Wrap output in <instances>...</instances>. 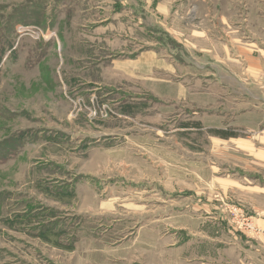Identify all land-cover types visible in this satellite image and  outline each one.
Wrapping results in <instances>:
<instances>
[{
    "label": "rangeland",
    "instance_id": "1",
    "mask_svg": "<svg viewBox=\"0 0 264 264\" xmlns=\"http://www.w3.org/2000/svg\"><path fill=\"white\" fill-rule=\"evenodd\" d=\"M204 30L264 41V0H0V264H239L264 240V154L234 141L264 90L220 81Z\"/></svg>",
    "mask_w": 264,
    "mask_h": 264
},
{
    "label": "crops",
    "instance_id": "2",
    "mask_svg": "<svg viewBox=\"0 0 264 264\" xmlns=\"http://www.w3.org/2000/svg\"><path fill=\"white\" fill-rule=\"evenodd\" d=\"M205 35L206 31L204 30L202 37L198 35V39H201L203 44L207 43L209 46L210 39L214 38L209 35L208 39ZM248 40L244 42L240 41L239 38H234V41L231 42L222 38V41H217L216 46H209L211 51L202 50L201 55L210 60L218 59L217 62L215 60L216 64L214 63L213 70L216 69L217 78L220 81L222 79L233 80V83L243 81L249 89L258 87L264 90V41L257 39ZM212 47L219 50V52L215 53ZM227 67L228 69H226ZM229 69L231 72L233 71L231 76L223 75L220 77V73ZM248 97L250 104L247 108L237 113L239 118L236 119L235 129L247 131L249 134H258V137L234 139L235 145L240 151L263 155L264 151L258 149L256 143L264 144V93L251 94L250 92ZM236 101V105L237 103L241 105L242 99ZM249 155L252 161H260L259 159H262L261 156ZM254 189L256 193L264 194V190L261 187ZM254 189L252 188V191ZM261 214L264 215V213ZM255 224L264 231V219L256 220ZM242 240L243 238H240V242ZM257 240L250 242L251 245L244 244L242 251L239 252V264H264V240L262 238H257Z\"/></svg>",
    "mask_w": 264,
    "mask_h": 264
},
{
    "label": "built area",
    "instance_id": "3",
    "mask_svg": "<svg viewBox=\"0 0 264 264\" xmlns=\"http://www.w3.org/2000/svg\"><path fill=\"white\" fill-rule=\"evenodd\" d=\"M247 229L251 232H254L255 234H260V231L257 230L253 224H247Z\"/></svg>",
    "mask_w": 264,
    "mask_h": 264
}]
</instances>
